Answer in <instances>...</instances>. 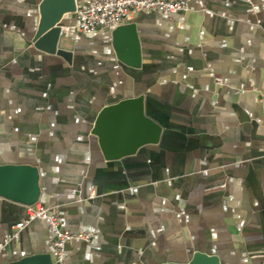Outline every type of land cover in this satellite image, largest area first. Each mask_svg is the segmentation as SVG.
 Instances as JSON below:
<instances>
[{
	"label": "crops",
	"instance_id": "0c3cea01",
	"mask_svg": "<svg viewBox=\"0 0 264 264\" xmlns=\"http://www.w3.org/2000/svg\"><path fill=\"white\" fill-rule=\"evenodd\" d=\"M40 1L0 0V166L35 168L36 204L93 235L61 264H264V0L134 13L137 67L116 28L63 38L69 62L37 49ZM136 98L159 141L108 161L96 118ZM26 218L0 196V264L52 253L44 220L8 240Z\"/></svg>",
	"mask_w": 264,
	"mask_h": 264
},
{
	"label": "water",
	"instance_id": "95a60500",
	"mask_svg": "<svg viewBox=\"0 0 264 264\" xmlns=\"http://www.w3.org/2000/svg\"><path fill=\"white\" fill-rule=\"evenodd\" d=\"M75 0H41L38 5L39 20L35 27L33 44L47 54L55 55L69 62L71 52L63 43L61 31L68 27L66 15L73 14ZM113 47L119 60L130 66H138L137 42L134 26L123 25L112 34ZM124 38L132 49L130 61L120 54L118 40ZM92 134L99 138V144L106 160H118L133 154L137 149L156 144L160 127L143 113L142 99L136 98L108 106L100 111L94 123ZM0 196L18 201L27 207L36 204L39 196L37 171L30 166H0ZM51 254H33L7 264H61L52 260ZM186 264H219L215 257L195 253Z\"/></svg>",
	"mask_w": 264,
	"mask_h": 264
},
{
	"label": "built area",
	"instance_id": "2783aa9c",
	"mask_svg": "<svg viewBox=\"0 0 264 264\" xmlns=\"http://www.w3.org/2000/svg\"><path fill=\"white\" fill-rule=\"evenodd\" d=\"M184 0H79L74 11V24L61 31L64 38L92 35L100 30H112L128 22L137 12H155L169 17L188 11ZM216 83L220 79L216 78ZM40 219L47 223L51 234L50 247L53 261L60 263L65 245L72 241L89 243L93 235L88 232L72 233L64 228L62 221L46 206L35 204L27 207V218L12 227L8 240L17 238L18 232L29 222Z\"/></svg>",
	"mask_w": 264,
	"mask_h": 264
}]
</instances>
